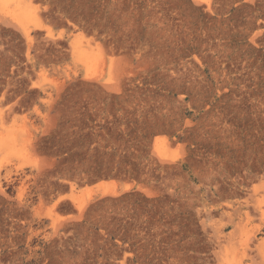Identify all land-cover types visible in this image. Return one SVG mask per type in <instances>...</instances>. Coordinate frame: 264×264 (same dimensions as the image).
Listing matches in <instances>:
<instances>
[{
  "label": "rangeland",
  "instance_id": "1",
  "mask_svg": "<svg viewBox=\"0 0 264 264\" xmlns=\"http://www.w3.org/2000/svg\"><path fill=\"white\" fill-rule=\"evenodd\" d=\"M0 264H264V0H0Z\"/></svg>",
  "mask_w": 264,
  "mask_h": 264
},
{
  "label": "bare ground",
  "instance_id": "2",
  "mask_svg": "<svg viewBox=\"0 0 264 264\" xmlns=\"http://www.w3.org/2000/svg\"><path fill=\"white\" fill-rule=\"evenodd\" d=\"M30 32V30H27V33H29ZM48 33V32H47ZM106 184H104V183H100V184H98V185H96L94 188H86L84 191L85 192H87V193H89V195L91 196L92 194H93V192H95L96 191V189L97 190H105L106 189ZM129 188V187H128ZM70 198H72L73 200H77V197L76 196H71ZM68 199V198H67ZM88 202V201H87ZM86 201L85 202H83L81 205H80V210L81 209H83L88 203H87Z\"/></svg>",
  "mask_w": 264,
  "mask_h": 264
}]
</instances>
